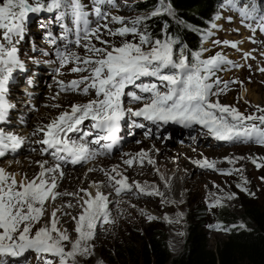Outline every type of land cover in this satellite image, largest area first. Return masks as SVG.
I'll list each match as a JSON object with an SVG mask.
<instances>
[{"label": "snow or ice", "instance_id": "snow-or-ice-1", "mask_svg": "<svg viewBox=\"0 0 264 264\" xmlns=\"http://www.w3.org/2000/svg\"><path fill=\"white\" fill-rule=\"evenodd\" d=\"M108 4L114 5L115 0H93L92 14L98 20H109V14L102 11V6ZM225 6L237 12L242 22L255 21L256 27L246 25L253 32L257 28L264 32V8L260 7L257 0H224L222 7ZM41 12L57 13L56 20L63 29L61 38L65 41L64 50L58 49L56 53L61 65L75 62L73 72L88 73L67 84L59 81L61 91L94 95V98L84 104L70 105L68 110L38 129L44 133V138L38 141L45 146L41 153L53 159L52 166H47L48 160L38 161V174L32 179H28L25 174L19 181L16 179L18 173H9L0 167V264H31L28 256L30 253L35 254L40 264H77V256L91 254L89 241L95 238L97 225L112 222L108 197L99 190L98 185H94L97 187L95 196L84 189L81 191L85 192V198L78 197L77 193H60L57 191V181L64 176L62 166L84 164L99 154H106L93 150L91 144L99 145L101 141H110L103 145L110 151L119 139L117 134L121 121L127 116L143 118L157 125L172 123L189 129L200 126L206 130V134L218 140L255 142L264 146V108L257 107L260 115L245 116L235 107L222 105L218 99L212 100L213 96L218 97L224 93L228 84L224 82L223 88H219L222 83L219 79L209 81L222 64H232V61L221 54L206 60L201 59L199 52L193 53L192 59L189 60L183 51H176L177 41L174 38L165 34L164 39H154L147 31L146 25L141 29V25L151 17L162 15L164 12L171 13V9L163 4V0L161 6L147 16L131 19V26L125 22V17L111 16L110 22L121 25L114 30L109 29L107 24L90 27V13L85 10L81 0H2L0 124L7 122L9 110L13 107L6 98L9 81L14 72L24 70L16 45L24 38L30 14ZM65 20L72 26L69 27ZM101 27L107 29L111 36L124 38L131 35L134 39H122L120 46L112 45L109 41L101 40ZM70 36L75 39H70ZM92 39L108 47L98 48L91 43ZM82 41L87 43L82 44ZM215 43L237 48L234 42ZM69 44L85 48L88 54L80 56L68 49ZM248 55L250 54H245V57ZM146 78L152 82L145 83ZM214 87L217 88L216 91H213ZM125 97L130 102L140 103L142 106L135 110L126 108ZM85 121H90L87 131L83 127ZM137 126L143 127L142 124ZM93 131L96 133L95 138L88 140ZM72 134H77L79 139L74 138ZM23 144V137L0 127V159L15 153ZM146 158V153H138L124 163L129 167L134 161L143 165ZM148 163L153 164L154 161L148 158ZM194 163L200 167H215L208 161ZM111 171L116 175L109 172H105V175L109 177V183L117 195L130 192L133 188L144 195H163L154 187L149 190L139 183L128 184L127 177L117 168ZM117 176L121 178L117 179ZM62 195L82 199V211L78 217H72L76 222L75 240L71 239L67 229L58 227L60 221L57 212L61 211L59 208L52 211L45 224L36 228L44 218L47 210L45 205ZM67 207L74 205L69 203ZM210 227L219 230V226Z\"/></svg>", "mask_w": 264, "mask_h": 264}, {"label": "rangeland", "instance_id": "rangeland-1", "mask_svg": "<svg viewBox=\"0 0 264 264\" xmlns=\"http://www.w3.org/2000/svg\"><path fill=\"white\" fill-rule=\"evenodd\" d=\"M85 1L88 2L89 0ZM140 1L142 0H115L114 5L102 6V11L109 14V20L107 21L98 20L92 14L93 0H91L92 5H88V7H86L83 0H81V3L84 5L85 10L87 9V12L90 13L88 17L91 22L90 27L94 28L98 25L107 24L109 29L114 30L121 27V25L110 22L111 16L125 17V22L129 23L131 19L139 16V13L134 11L132 6ZM56 16V12L30 14L26 22L24 38L16 45L19 49V58L24 64V70L14 72L13 78L9 81L6 98L13 107L9 110L7 122L2 125V128L23 137L24 141L28 136L36 139L37 142L43 138V135H41L43 132H39L38 129L45 126L42 125V121L49 124L50 120L53 119L52 115L47 112L51 102L62 101L64 95L70 96L72 94L78 96L83 104L94 98V95L86 96L75 92L61 91L59 81L67 84L88 75V73L73 72L72 68L76 66L75 62L61 65L56 53L58 49L64 50L65 41L61 38L63 29L57 22ZM229 17H231V20H229ZM65 23L69 27L72 26L68 20H65ZM247 24L256 27L255 21L242 22L237 12L226 7L222 11L221 17L216 21L211 39L205 43L203 53V59L205 60L221 54L227 60L233 62L232 64H222L220 70H217L211 78V82L216 79L222 82L218 86L219 88H223L224 82L228 84L225 92L218 97L213 96L212 100L218 99L222 105L235 107L245 116L249 114L260 115L261 113L257 111V107L264 108V71H261V69H264V32H261L258 28L253 32L246 26ZM129 26H131L130 23ZM100 35L101 40L109 41L110 44L115 46H120L122 39L129 41L134 39L131 35L124 38L111 36L108 34L107 29L103 27L100 29ZM70 39H75V37L70 36ZM216 41L234 42L237 44V48L223 43L217 44ZM81 43L84 44L87 41ZM91 43L98 48L108 47V45L102 44L96 39H92ZM68 49L82 57L88 54L85 48L80 46L69 44ZM245 54L250 55L245 57ZM233 65H241V67ZM144 82L152 81L146 78ZM216 90L217 88L214 87L213 91ZM71 102L69 101V103ZM141 106L142 104L130 102L125 97L126 108L135 110ZM59 115L60 113H56L55 118ZM133 121L135 119L132 116H127L123 120L125 122V132L122 134L115 152L106 150L103 147L104 144H91L90 147L93 150L106 154H99L95 159L79 167L62 166L64 174L69 178H73L76 172L86 175L85 173L90 169L96 170L95 168L99 167V164L102 165L119 158V156L123 158L122 163H120V167L123 168L127 165L124 161L130 159L127 156L132 153L128 148L133 145H145L146 143L155 144L165 151L175 148V150L180 149L183 153V148L192 149L200 156L208 158H203V160H200L201 162L208 161L213 163L215 167H200L196 163H190L192 167L187 180H190L191 183L187 188H184L183 192L173 190L168 194L163 193L160 186L158 187L152 180L157 173L151 167L140 174L136 173L135 170L132 171L128 174L127 183L130 185L134 182L139 183L149 190L155 187L160 193H163L162 196L144 195L135 188L130 192L117 195L114 193L111 184V191L107 189L102 192L100 189L108 197V210L112 222L97 225L95 238L89 241L91 254L77 256V264L128 263V259L124 258L123 247L128 242L142 239L146 231L152 228L165 233L172 254H178L184 246L190 211L196 204L207 205L208 207L209 217L206 221V231L212 248H216L226 239L229 233L224 226L218 223V214L222 208L229 209L238 217L236 225L240 227L243 225V228L250 227L249 221L243 217L245 203H255L264 208V146L255 142L218 140L212 135L206 134V130L200 126L185 129L177 124L174 127L165 128V133L162 125H153L155 128L158 127L157 134L161 136L157 141L154 137L153 127L141 129L137 126L138 123H133ZM89 123L90 121H87V125L83 127L88 129ZM33 133L36 134L33 135ZM75 136L76 139H79L77 134ZM170 137L174 138L173 141L166 143ZM92 139L93 136L89 138V140ZM23 146L18 149L19 152L0 159V167H4L7 172L14 173L9 165L19 169V172L15 171L19 174L16 177L18 181L25 174L30 175L31 161H34L33 165L37 168H39L37 162L43 160H48L49 166L53 165L54 161L51 157L40 154L41 148H43L42 144L37 143L35 147ZM105 160L107 161L104 162ZM134 165L135 161L131 168H134ZM138 165L143 167L140 163ZM112 175L115 176L116 173ZM125 176L127 177V175ZM98 178L92 180L84 177L83 182H77L74 187L65 186L64 183L59 181L57 191L60 193H77L78 197L85 198V192H82L81 189L90 192L91 188L95 187L94 185L101 187L104 184L102 176ZM104 178H106V175H104ZM116 178L120 179L119 176ZM30 179L32 178L30 177ZM85 179L86 181H84ZM217 201L220 203L217 204ZM69 203L74 207H67ZM81 203L82 199L71 195L58 197L54 202L45 205L47 210L44 218L40 224L36 225V228L45 224L52 211L59 208L61 211L57 212V218L60 221L58 227L67 229L71 239L75 240L77 237L74 231L76 222L72 217L79 216L82 211L80 208ZM64 213L69 215H64ZM149 217H155V219H149ZM210 226H219V230ZM68 246L70 247V245ZM28 256L31 264H40L34 253H30Z\"/></svg>", "mask_w": 264, "mask_h": 264}, {"label": "trees", "instance_id": "trees-1", "mask_svg": "<svg viewBox=\"0 0 264 264\" xmlns=\"http://www.w3.org/2000/svg\"><path fill=\"white\" fill-rule=\"evenodd\" d=\"M224 0H163L171 13L151 17L141 25L154 39L174 38L177 52L192 59L193 53H204L205 43L212 36V28L219 16ZM264 8V0H259ZM161 6V0H142L134 4L139 16H147ZM207 205L196 204L190 211L189 224L183 249L173 255L161 230L149 229L142 239L123 247L125 264H264V208L246 202L243 217L249 228L238 225L227 208L218 214V223L228 230V236L216 248L209 244L206 221Z\"/></svg>", "mask_w": 264, "mask_h": 264}, {"label": "bare ground", "instance_id": "bare-ground-1", "mask_svg": "<svg viewBox=\"0 0 264 264\" xmlns=\"http://www.w3.org/2000/svg\"><path fill=\"white\" fill-rule=\"evenodd\" d=\"M62 98H63L62 101L51 102L49 104V109L47 108L48 114L50 113V115H52L51 117L53 119L55 118L56 113L61 114L65 110H68L70 108V104L71 105H72V103L83 104V101H81V99L78 96H73V94L70 96L64 95ZM69 101H72V102L69 103ZM55 105H60V107H56ZM53 119H51L50 121H52ZM86 122L87 121H85V123ZM46 123L47 122L42 121L43 126L48 124V123L47 124ZM159 128H161V127H159ZM172 130H174V129H172ZM36 142H37L36 139H33L30 136H28L27 139L24 141L23 147H27V146L28 147H35V146H37V143H38V142L37 143ZM128 150H130L132 152V153H130L131 154L130 156H127V158L129 157L130 159L132 157L136 156L138 153H146L147 154V158L144 160L143 167H140V165H138L139 162L135 161L134 168H131L128 165H125V167L121 168L120 163H122L123 158H121L119 156V158H115L114 160L108 161L107 163H104L102 165L99 164V167L95 168L96 170L88 171L87 173H85L86 175H82L79 172L78 173L76 172L75 176L73 178H69L67 175L64 174L63 178L58 179L57 182L60 181V183H64L65 186L74 187V184H76L77 182H83L84 177L93 180V179H99L98 177L102 176V181H104V184L99 188V190L101 189L103 192V190L104 191L107 189L110 190V187H111L110 183H109V177L106 175V178H104L105 172L115 174L111 170L113 168H117L118 171L123 174V176L127 175V178H128V174L132 173V171H134V170L136 173L140 174L144 170L151 167V169L154 168L156 170V173H157L156 175L154 174L155 176L153 177L152 180L155 184H157L158 187L160 186V189H162L161 191H163V193L168 194L169 192H171L173 190H178L179 192H183L184 188H187V186L191 183L190 180H187V176L189 175L188 173L190 172L191 167H192L190 165L192 163L194 164V161H200V160H203V158H206V156L205 157L200 156V154H198L197 152H195L192 149L183 148V150H184L183 153L180 149L175 150V148H170V149L165 151V150H162L161 147L156 146L155 144H152V143L151 144L146 143L145 145H133L131 148L129 147ZM148 158H150L152 161H154V163L149 164ZM206 159H208V158H206ZM106 161L107 160H105L104 162H106ZM33 162L34 161H31L32 165H31V169L29 170L30 175L27 174L28 179H30V177L33 178L40 171V168H37L35 165H33ZM98 162H101V161H98ZM9 166H10L9 168L12 171H14V173H15V171L17 172L19 170V169L13 168L12 165H9ZM47 166H49V164ZM19 168H20V166H19ZM25 169H26V167H25ZM84 181H86V179ZM96 192H97V187H92L90 190V193L92 194V196H95ZM48 220H49V218L46 219V222Z\"/></svg>", "mask_w": 264, "mask_h": 264}]
</instances>
